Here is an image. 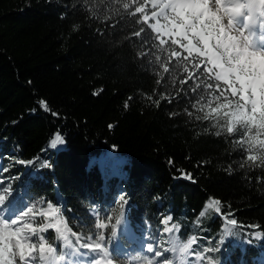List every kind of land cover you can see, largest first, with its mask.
<instances>
[{
  "label": "trees",
  "instance_id": "1",
  "mask_svg": "<svg viewBox=\"0 0 264 264\" xmlns=\"http://www.w3.org/2000/svg\"><path fill=\"white\" fill-rule=\"evenodd\" d=\"M140 4L146 11V0H0L2 210L20 214L33 203L38 229L56 220L40 215L51 203L81 245L100 233L111 241L124 209L138 240L172 238L180 251L191 239L198 264H264V166L247 162L240 132L217 136L193 107L211 98L212 81L200 83L203 66L194 71L183 52L169 56L173 45L140 22ZM57 134L64 143L51 148ZM211 199L220 213L206 208ZM225 219L237 220L228 238ZM99 221L108 227L96 229ZM40 237L65 252L55 230L33 241Z\"/></svg>",
  "mask_w": 264,
  "mask_h": 264
},
{
  "label": "snow or ice",
  "instance_id": "2",
  "mask_svg": "<svg viewBox=\"0 0 264 264\" xmlns=\"http://www.w3.org/2000/svg\"><path fill=\"white\" fill-rule=\"evenodd\" d=\"M150 2L152 8L156 9L150 15L145 11L143 4L135 8V13L142 14L140 22L151 28L161 46L169 42L177 46L169 52L170 57L180 60L179 49L182 48L187 53L183 59L190 58L194 71H200L203 66L202 75L205 80L200 83L216 82L205 83V87L212 90L211 98L205 101L201 96L194 105L203 107H193L203 112L205 119L214 121L213 127L217 128L215 133L217 136L222 133L235 135L240 132L242 139L237 140V143L249 153L246 157L247 162L254 166H264V51L254 48L251 37L247 35L248 27L254 22L255 12L259 10L260 15L264 16V0H150ZM245 11L248 12L247 23L241 29L237 25ZM161 20L164 22L161 23ZM142 31L144 29L137 31L135 35L139 36ZM156 59L159 60L160 57L157 56ZM185 69L188 71L187 67ZM164 71H168L166 65ZM192 78L193 75H189V79ZM200 83L196 84L197 88L200 87ZM217 92L219 95L215 94ZM40 104L44 110H48L46 102L40 101ZM221 116L225 118L223 121ZM63 143L62 135L57 134L51 139L50 147L56 148ZM50 166L49 163L42 165L45 168ZM182 175L185 179H192L190 174ZM5 192L8 190L5 189ZM6 199V194H0V264H17V259L19 264H33L37 260L38 264H52L56 248L44 237H40L38 243L30 242L32 236L47 229H55L57 238L64 242L65 248L72 246L69 240L70 229L58 218L59 207L53 208V205L48 203L47 208L51 211L40 212V215L45 217H55V223L44 224L38 229L32 223H26L24 218L32 215L36 208L33 205L11 220L12 225L22 227L12 228L3 223L8 219L7 213L2 210ZM120 200L123 208L127 201L124 196H121ZM207 208L220 213L221 201L211 199L207 203ZM122 215L123 213L116 217L112 226L113 237L117 235L116 226L121 224ZM203 215L205 213L202 211L200 216ZM170 219L169 216L165 223ZM227 223L236 226L237 220L228 219ZM107 227L104 222L96 223V229ZM226 234H231L230 228L226 229ZM104 241L105 236L100 233L98 238L95 237L94 243H84L80 247L108 256L109 249L105 247ZM86 255L85 253L84 256ZM60 259L63 260L65 257L61 255ZM96 264H101V260H97ZM106 264H114V259L109 258ZM208 264H212L211 259Z\"/></svg>",
  "mask_w": 264,
  "mask_h": 264
},
{
  "label": "rangeland",
  "instance_id": "3",
  "mask_svg": "<svg viewBox=\"0 0 264 264\" xmlns=\"http://www.w3.org/2000/svg\"><path fill=\"white\" fill-rule=\"evenodd\" d=\"M146 1L149 3L146 12L150 15L151 12L155 11L156 9L152 8L150 0H146ZM163 22L164 21L161 20V23ZM150 23H155V21H150ZM240 24L241 22L239 21V24L237 25V27ZM173 47H177V46L173 45ZM179 51L187 55V53H185L182 48H180ZM189 61H190V58H189ZM212 83L214 84L216 82L212 81ZM215 94L219 95L218 92ZM244 150L246 151V148H244ZM0 194H2L1 191H0ZM33 205L34 204L31 203L28 207H32ZM115 205L116 206L118 205L119 207H121L120 197H115ZM206 208H207V204H206ZM27 209L24 211H27ZM35 210L36 208L34 209V211ZM24 211H22L21 213H23ZM122 213L124 215L125 213L124 209L122 210ZM20 214L6 215V218L8 219L4 220L3 223L8 224L12 228H21L22 225H12L11 224V220L19 216ZM24 219L26 223H32L33 226L35 227L32 221L33 219H32L31 214H29V216L25 217ZM121 220L123 223V218ZM227 220L228 219H225L224 225H223L224 238H228L230 235L235 234L236 232V228L234 226L228 225ZM55 222L56 220H54L53 223ZM229 228L231 229L230 235L226 234V229H229ZM53 230L55 229L53 228ZM116 231H117V235L115 237H112L111 241H107V240L104 241L105 247L109 249L108 256H105L103 253H99V252L94 253L89 248L85 249L83 247H80L79 244L75 245L69 239L72 242V246L69 248H65L63 244L64 242L61 241V248H63L65 252L64 251L60 252L57 250L56 254L53 257L52 264H88V263L96 264L97 260L101 259L102 261L105 262L109 258H114V256L117 258H122V260H124L126 264H133L135 260H139L140 261L139 264H169V262H171V264H181V259H183L184 264H198L197 263L198 259L196 257L195 258L192 257L190 250L186 255L182 256L181 252L178 249H176V246L174 243H170L168 246H156V245L150 244L148 241H145L144 239H140L141 241L138 240V237H136V234L132 231L131 228L125 225V223L120 224V226L117 225ZM121 231H123V234L125 235V238L129 242V244H133V247H130L129 250L124 251L123 242L121 241V238H120ZM25 234L27 235L28 233L25 232ZM35 236L36 235L31 237L30 242H34L33 239ZM169 239H170V242H173L172 238H169ZM75 249H79V251H75ZM85 253L87 254L86 256H84ZM61 254L65 255V259L63 261L59 260V255ZM17 264H19L18 259H17ZM33 264H38V260L34 261ZM114 264H116L115 261H114Z\"/></svg>",
  "mask_w": 264,
  "mask_h": 264
},
{
  "label": "bare ground",
  "instance_id": "4",
  "mask_svg": "<svg viewBox=\"0 0 264 264\" xmlns=\"http://www.w3.org/2000/svg\"><path fill=\"white\" fill-rule=\"evenodd\" d=\"M258 7L259 6H257V8ZM247 16H248V12L245 11L244 15H242L239 18V21L241 22V24L238 26V28L241 27V29H243L245 27V25L247 23ZM253 21L254 22L248 27L247 35H249L251 38L253 36H258L259 42L256 44L253 43V46L259 50L264 51V16L260 15L259 10L255 12V14L253 16ZM122 218H123V222H124V217L122 216ZM121 224H123L122 220H121ZM139 263H140L139 260H135L133 262V264H139Z\"/></svg>",
  "mask_w": 264,
  "mask_h": 264
},
{
  "label": "clouds",
  "instance_id": "5",
  "mask_svg": "<svg viewBox=\"0 0 264 264\" xmlns=\"http://www.w3.org/2000/svg\"><path fill=\"white\" fill-rule=\"evenodd\" d=\"M173 243L175 244L177 242L176 241H173ZM191 247H192V240L191 239L188 240L185 243L179 244V249H180V252H181L182 256L183 255H186L189 252V250H190ZM169 264H171V262H169ZM181 264H184L183 259H181Z\"/></svg>",
  "mask_w": 264,
  "mask_h": 264
}]
</instances>
